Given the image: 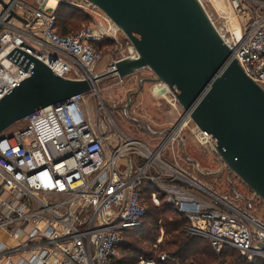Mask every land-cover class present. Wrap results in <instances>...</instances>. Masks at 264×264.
Returning a JSON list of instances; mask_svg holds the SVG:
<instances>
[{
  "label": "built area",
  "instance_id": "obj_1",
  "mask_svg": "<svg viewBox=\"0 0 264 264\" xmlns=\"http://www.w3.org/2000/svg\"><path fill=\"white\" fill-rule=\"evenodd\" d=\"M232 5L241 27L220 34L246 75L264 88V0H232ZM101 18L62 36L48 2L37 8L23 0L0 2V100L31 76L19 52L65 80L91 85L90 93L42 109L19 132L0 135V231L15 242L0 240V264H112L123 233L139 227L147 214L144 184L154 205H172L187 219L189 236L209 241L217 254L229 248L250 263H264V222L168 159L192 124L189 113L182 110L153 148L119 129L101 100L96 109L91 106L101 80L117 76L124 84L115 64L137 58L124 34L104 14ZM120 36L128 48L98 72L103 55L96 46ZM162 85L159 92L177 102ZM194 135L201 147H209L205 132L197 128ZM167 259L162 254L156 263L139 262Z\"/></svg>",
  "mask_w": 264,
  "mask_h": 264
},
{
  "label": "water",
  "instance_id": "obj_2",
  "mask_svg": "<svg viewBox=\"0 0 264 264\" xmlns=\"http://www.w3.org/2000/svg\"><path fill=\"white\" fill-rule=\"evenodd\" d=\"M84 1L101 11L137 53L115 64L118 76L148 70L155 78L142 81L141 89L146 81L167 85L230 173L264 203V88L232 57L201 1ZM11 16L28 24L14 12ZM19 53L31 76L0 100V135L42 109L91 92L88 82L65 80Z\"/></svg>",
  "mask_w": 264,
  "mask_h": 264
},
{
  "label": "rangeland",
  "instance_id": "obj_3",
  "mask_svg": "<svg viewBox=\"0 0 264 264\" xmlns=\"http://www.w3.org/2000/svg\"><path fill=\"white\" fill-rule=\"evenodd\" d=\"M48 1H51V3L55 1L56 8L60 1H62L72 4L84 15L91 14L90 22L88 20L83 21L76 29L77 31L83 27L93 26L94 20L97 22L102 21L101 17L103 14L101 11L84 0H23L25 4H29L33 8H37L39 3H46ZM200 1L221 34L228 31H237L241 27L242 20L233 8L232 0ZM127 48L123 36L118 37V42L107 39L99 44V49L103 56L102 61L97 66V71L102 72L106 69L114 60L121 57ZM154 78V75L148 70L125 78V82L122 85L119 84L117 76L105 78L98 83L97 97L91 98L90 101L91 106L96 109L101 100L108 111L107 113L112 117L119 129L153 148L163 140L170 129L179 121L183 110L177 102L171 100L168 94L165 96L159 92L157 86L159 84L146 81L143 88H140L142 81ZM135 94L136 97H133ZM26 125L27 122L25 120L16 123L6 130L5 134L13 135L22 130ZM195 131H197V127L192 122L182 132L171 152H168V159L172 160L176 165L191 171L210 190L228 196L239 208L249 211L264 222V203L255 197L247 186L230 173L211 145L203 148L196 142ZM159 233L157 236L155 230L150 229L145 233V236L149 240H151L152 236L157 240L153 243L149 241V244L138 243L140 244L138 247L142 248V250L154 248L158 256L167 254V252L160 253L162 248L159 246L164 245L165 234L162 231ZM156 236L160 237L157 238ZM126 240L129 241L127 238ZM160 240L161 243L159 242ZM136 242L130 241V244ZM158 256L152 259H144L154 260L156 263ZM126 258L127 256L123 255L119 248L116 259L126 260Z\"/></svg>",
  "mask_w": 264,
  "mask_h": 264
},
{
  "label": "trees",
  "instance_id": "obj_4",
  "mask_svg": "<svg viewBox=\"0 0 264 264\" xmlns=\"http://www.w3.org/2000/svg\"><path fill=\"white\" fill-rule=\"evenodd\" d=\"M90 16L91 14L89 13L84 15L72 4L60 1L56 10L57 31L62 36L75 33L83 21L88 20L90 22ZM96 47H99V45ZM133 97L136 96L133 95ZM141 190L147 214L139 227L128 229L123 233L124 243L118 247V250L120 248L121 253L127 256L126 260H117L115 258L112 264H139L142 258L152 259L157 257L158 254L154 248L142 250V248L138 247L140 245L138 243L142 242L144 244L149 241L153 243L157 240L153 236L151 240L145 236V233L150 229H154L157 236L160 231L165 234V243L159 246L162 248L159 251L160 253L167 252L168 259L162 264H221L224 262L231 264H264L262 260L250 263L236 250L229 248L225 249L221 254H217L209 241L200 237L189 236L185 232V227L189 223L183 215L176 211L174 206L165 205L164 203L161 206L154 205L151 200V189L147 184H144ZM130 241L137 242L130 244Z\"/></svg>",
  "mask_w": 264,
  "mask_h": 264
},
{
  "label": "crops",
  "instance_id": "obj_5",
  "mask_svg": "<svg viewBox=\"0 0 264 264\" xmlns=\"http://www.w3.org/2000/svg\"><path fill=\"white\" fill-rule=\"evenodd\" d=\"M48 3H49V6H50L51 8L57 10V8L55 7V1H54V2L52 1V3H51V1H48ZM50 3H51V5H50ZM52 5H53V6H52ZM157 86H158V85H157ZM158 89H159V87H158ZM169 153H170V152H169ZM25 229L29 231V228H28V227H26ZM0 240L3 241V242H5V243H7V244H14V243H15L14 240H12V239L10 238L9 233H7V232H3V231H0Z\"/></svg>",
  "mask_w": 264,
  "mask_h": 264
},
{
  "label": "bare ground",
  "instance_id": "obj_6",
  "mask_svg": "<svg viewBox=\"0 0 264 264\" xmlns=\"http://www.w3.org/2000/svg\"><path fill=\"white\" fill-rule=\"evenodd\" d=\"M158 87L161 89V88H164V86L162 84H159Z\"/></svg>",
  "mask_w": 264,
  "mask_h": 264
}]
</instances>
